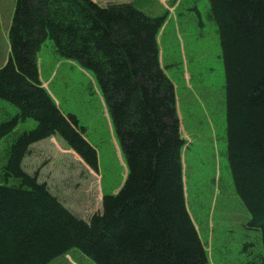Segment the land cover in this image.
<instances>
[{"label": "trees", "instance_id": "trees-1", "mask_svg": "<svg viewBox=\"0 0 264 264\" xmlns=\"http://www.w3.org/2000/svg\"><path fill=\"white\" fill-rule=\"evenodd\" d=\"M208 2L224 66L228 165L264 264V0ZM163 20L128 2L15 0L0 66V100L16 108L0 122V264H48L72 248L96 264L207 263L186 206L174 85L159 62ZM46 39L94 79L126 166L119 190L103 194L88 220L38 182V171L22 169L30 145L54 135L98 168L76 116L42 85L37 52ZM27 119L35 127L16 134Z\"/></svg>", "mask_w": 264, "mask_h": 264}, {"label": "rangeland", "instance_id": "rangeland-1", "mask_svg": "<svg viewBox=\"0 0 264 264\" xmlns=\"http://www.w3.org/2000/svg\"><path fill=\"white\" fill-rule=\"evenodd\" d=\"M99 5L128 2L150 16H163L157 34L159 62L174 85L181 135V160L188 211L206 250V264H263L258 229L237 195L226 154L225 75L217 25L208 0H93ZM15 0H0V66L8 52L7 32ZM175 4V5H174ZM42 85L59 110L73 114L97 152V171L89 168L59 136L30 145L22 169L44 182L52 195L79 218L101 211L103 194H113L125 177V164L92 76L56 54L49 39L37 52ZM16 108L0 100V122ZM27 119L16 134L35 127ZM7 139V138H6ZM10 140V138H8ZM0 141V177L5 164ZM10 183L12 180L9 181ZM48 264H96L76 248Z\"/></svg>", "mask_w": 264, "mask_h": 264}, {"label": "crops", "instance_id": "crops-1", "mask_svg": "<svg viewBox=\"0 0 264 264\" xmlns=\"http://www.w3.org/2000/svg\"><path fill=\"white\" fill-rule=\"evenodd\" d=\"M163 4H164V6L166 7V8H168V11L169 12H172L173 10H174V6L173 7H171V6H168V1H171V0H160ZM174 2L173 3H175V1L176 0H173ZM113 3V2H112ZM117 3H122V2H117ZM175 5V4H174Z\"/></svg>", "mask_w": 264, "mask_h": 264}]
</instances>
